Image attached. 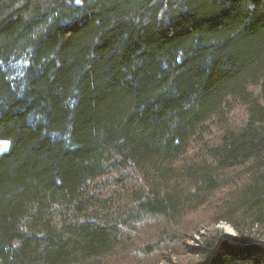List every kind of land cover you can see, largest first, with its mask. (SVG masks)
Listing matches in <instances>:
<instances>
[{"label": "trees", "instance_id": "trees-1", "mask_svg": "<svg viewBox=\"0 0 264 264\" xmlns=\"http://www.w3.org/2000/svg\"><path fill=\"white\" fill-rule=\"evenodd\" d=\"M3 143L0 264H264V0H0Z\"/></svg>", "mask_w": 264, "mask_h": 264}, {"label": "water", "instance_id": "water-1", "mask_svg": "<svg viewBox=\"0 0 264 264\" xmlns=\"http://www.w3.org/2000/svg\"><path fill=\"white\" fill-rule=\"evenodd\" d=\"M224 240H226V241H228V242H231V243H234V244L249 243V241H247V242H244V241H243V242H240V241H236V240H234L233 237H229V236H226V235H222V236L219 238V240H218V242H217V244H216V248H215V250H214V252H213V255H212L210 261H209L207 264H211L212 260H213V259L215 258V256H216V253H217V249H218L219 244H220L222 241H224ZM258 242L264 244V241H258Z\"/></svg>", "mask_w": 264, "mask_h": 264}, {"label": "rangeland", "instance_id": "rangeland-1", "mask_svg": "<svg viewBox=\"0 0 264 264\" xmlns=\"http://www.w3.org/2000/svg\"><path fill=\"white\" fill-rule=\"evenodd\" d=\"M4 147H5V143L1 144L0 149H3ZM218 226L223 230L224 235L229 237H233L235 235V230L230 225L226 223H221Z\"/></svg>", "mask_w": 264, "mask_h": 264}, {"label": "snow or ice", "instance_id": "snow-or-ice-1", "mask_svg": "<svg viewBox=\"0 0 264 264\" xmlns=\"http://www.w3.org/2000/svg\"><path fill=\"white\" fill-rule=\"evenodd\" d=\"M77 2H79V0H77Z\"/></svg>", "mask_w": 264, "mask_h": 264}]
</instances>
